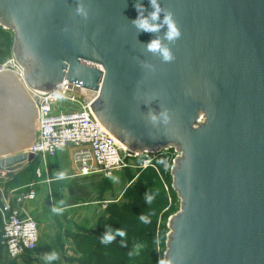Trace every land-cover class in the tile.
Listing matches in <instances>:
<instances>
[{
    "label": "water",
    "instance_id": "obj_1",
    "mask_svg": "<svg viewBox=\"0 0 264 264\" xmlns=\"http://www.w3.org/2000/svg\"><path fill=\"white\" fill-rule=\"evenodd\" d=\"M149 0H0L27 86L67 80L97 94L91 110L124 148L174 151L169 264H264V0H158L180 38L132 23ZM81 9V11H78ZM160 37L175 59L147 51ZM156 119L153 120L152 116ZM35 105L0 73V172L35 160Z\"/></svg>",
    "mask_w": 264,
    "mask_h": 264
},
{
    "label": "rangeland",
    "instance_id": "obj_2",
    "mask_svg": "<svg viewBox=\"0 0 264 264\" xmlns=\"http://www.w3.org/2000/svg\"><path fill=\"white\" fill-rule=\"evenodd\" d=\"M14 37L12 31L0 26V65L14 56ZM71 107L76 108V105ZM175 159L172 150L156 156L144 154L133 159L128 168L112 173L109 178L115 182L108 198H113V194L120 190L122 196L119 203L110 205L103 217H95L97 221L81 238H73L72 246L76 253L65 255V264H158L159 260H165L169 220L181 209V201L172 189ZM37 165L36 160L25 163L23 168L9 172L6 178L0 179L8 182L16 176L19 178L18 184L34 181ZM146 192L155 197L151 204L145 202ZM141 214L147 215L150 223H142L139 219ZM106 226L122 228L127 235L123 243L122 238L117 236L112 243L95 249L96 244H102L100 238ZM1 234L2 220L0 238ZM138 244L141 247L137 253L135 246Z\"/></svg>",
    "mask_w": 264,
    "mask_h": 264
},
{
    "label": "built area",
    "instance_id": "obj_3",
    "mask_svg": "<svg viewBox=\"0 0 264 264\" xmlns=\"http://www.w3.org/2000/svg\"><path fill=\"white\" fill-rule=\"evenodd\" d=\"M3 72L14 74L24 85L38 112L36 138L32 148L26 150L35 159L45 161L61 150L71 149L80 176H111L116 171L128 168L133 159L141 156L122 148L106 131L91 110L94 102L90 101L92 95L85 98L79 86L64 80L47 93L32 90L25 82L24 68L14 56L0 65V73ZM71 105H76V108ZM177 155L175 153V157ZM33 198L35 194L30 192L28 195H19L16 200L21 203ZM0 216V244L7 257L18 262L27 258L36 261L39 241L37 222L33 218L24 217L18 209L6 202L0 204Z\"/></svg>",
    "mask_w": 264,
    "mask_h": 264
},
{
    "label": "crops",
    "instance_id": "obj_4",
    "mask_svg": "<svg viewBox=\"0 0 264 264\" xmlns=\"http://www.w3.org/2000/svg\"><path fill=\"white\" fill-rule=\"evenodd\" d=\"M35 160L38 165L34 181L18 184L19 178L16 176L8 182L0 179V204L10 203L24 217L33 218L37 222L39 241L34 264H65L64 256L76 253L72 246L73 238L91 229L97 221L95 217H103L110 205L118 204L122 192L119 190L109 199L108 195L115 182L110 176H80L71 149L61 150L45 161ZM61 172L66 174L65 179L57 178ZM8 173L0 172V178H6ZM30 192L35 194V198L17 202L19 195H28ZM53 207L63 211L53 212ZM51 252H56L59 258L46 260L45 254ZM10 262L0 247V264Z\"/></svg>",
    "mask_w": 264,
    "mask_h": 264
},
{
    "label": "clouds",
    "instance_id": "obj_5",
    "mask_svg": "<svg viewBox=\"0 0 264 264\" xmlns=\"http://www.w3.org/2000/svg\"><path fill=\"white\" fill-rule=\"evenodd\" d=\"M149 3L153 9L152 12L149 13V16L145 17L143 16L142 9H144V5L142 3H136L134 7L136 8L138 15L136 19L132 21V23L137 27L139 31L148 32V33H157L160 31V29L164 26H167V31L164 34L165 40L169 42H175L177 41L181 36V30L179 26L177 25L176 21L174 20L172 14L170 12H165L163 16V20L160 23H151L150 21H160L161 13L164 12V9L161 8V5L159 4L158 0H149ZM78 11H81V9H78ZM147 51L158 54L162 61L165 63L172 62L175 57L171 51V49L162 43V40L160 37H156L152 40H150L146 45ZM152 119L155 120L156 117L153 115ZM58 179H65L66 174L61 172L58 174ZM154 195H151L149 193H145V202L148 204H151ZM53 212L60 213L63 211L61 208L53 207ZM139 219L142 223L148 224L150 223V219L147 215L141 214L139 216ZM127 235L126 231L122 228H116L113 229L111 226H106L105 231L103 232L100 242L102 244H110L112 243L117 236L122 238H125ZM141 245H136L135 250L138 253ZM131 254V253H130ZM46 260L52 261L58 259V254L56 252L46 253L45 257ZM158 264H169L166 260H159Z\"/></svg>",
    "mask_w": 264,
    "mask_h": 264
},
{
    "label": "trees",
    "instance_id": "obj_6",
    "mask_svg": "<svg viewBox=\"0 0 264 264\" xmlns=\"http://www.w3.org/2000/svg\"><path fill=\"white\" fill-rule=\"evenodd\" d=\"M152 168V167H151ZM140 208H143L142 206H140ZM0 221H1V217H0ZM2 235V234H1ZM0 241H1V238H0ZM1 245V244H0ZM102 245H104V244H96V246H95V249L97 248V249H100V247L102 246ZM114 246V245H113ZM114 249H117V247L116 246H114L113 247ZM3 249V248H2ZM95 249H94V251H95ZM4 251V250H3ZM96 252V251H95ZM119 254H120V251H119ZM112 257H116V256H111L110 258H112ZM12 263L13 264H19V263H22V264H33L34 263V261L31 259V258H27L26 260H23V261H20V262H18V261H12Z\"/></svg>",
    "mask_w": 264,
    "mask_h": 264
},
{
    "label": "bare ground",
    "instance_id": "obj_7",
    "mask_svg": "<svg viewBox=\"0 0 264 264\" xmlns=\"http://www.w3.org/2000/svg\"><path fill=\"white\" fill-rule=\"evenodd\" d=\"M81 88V87H80ZM82 92V91H81ZM83 94V93H82ZM83 95H86V96H89V95H92V98H91V100L90 101H92V100H95V98L97 97V94H93V93H85V94H83ZM119 143V142H118ZM120 144V143H119ZM121 145V144H120ZM122 146V145H121ZM122 148H124L123 146H122ZM126 149V148H125ZM25 153L27 154L28 152H26L25 151Z\"/></svg>",
    "mask_w": 264,
    "mask_h": 264
}]
</instances>
